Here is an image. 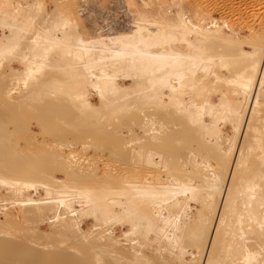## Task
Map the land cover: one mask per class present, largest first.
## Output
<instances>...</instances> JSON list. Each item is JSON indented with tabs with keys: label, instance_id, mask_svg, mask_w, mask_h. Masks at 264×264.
<instances>
[{
	"label": "bare ground",
	"instance_id": "bare-ground-1",
	"mask_svg": "<svg viewBox=\"0 0 264 264\" xmlns=\"http://www.w3.org/2000/svg\"><path fill=\"white\" fill-rule=\"evenodd\" d=\"M152 1L93 35L0 0V264H264V9Z\"/></svg>",
	"mask_w": 264,
	"mask_h": 264
},
{
	"label": "rangeland",
	"instance_id": "rangeland-1",
	"mask_svg": "<svg viewBox=\"0 0 264 264\" xmlns=\"http://www.w3.org/2000/svg\"><path fill=\"white\" fill-rule=\"evenodd\" d=\"M124 1H127V0H121V1L120 0H44V4H45V7L47 6L46 9H48L49 12H51V11H57V10L59 11L60 10V12L67 13V14H69V16L72 14L71 18L74 19V21L76 22V25L78 24L79 27L78 26L77 27L79 29L84 30L83 32H85V33L88 31L89 33H92L93 35H95V34H98V33H105V32H107L108 28H110V27L112 29H115L116 30V29H124V28H126V26H128L130 17L127 15V11H128V9H126L127 8V3L124 2ZM141 1H142V3L143 2L144 3H147L146 1H148V4L147 5L150 6V8L152 9L153 12L155 11V10H153L154 7L152 8L151 6H154L155 4L157 5V3H155L152 0H141ZM250 1L252 2V4H251V2H249V0H244V4L242 5V3H243L242 0H240V1H238V0H230V1L229 0H226V2H225V0L224 1L223 0H217V1H215V0H204V2L207 3V4L205 3L206 8L209 7L210 8L209 10H211V12L213 13L214 16H217L218 17L219 15H222V13H223L222 16H225L226 18H228L230 20L232 19L231 21H232V23L234 22L233 23L234 25H237V24L239 25L241 23H242L241 25H243V23H244V26L245 25L246 26H248V25L249 26H252L254 23H256V21L258 19V16H259L257 14L259 12H261L260 10L263 11V9H264V6H263L264 3H262L263 0L262 1L259 0L258 1L259 3L257 2V0L256 1L255 0H250ZM253 1H254V3H253ZM152 3L154 5H152ZM237 3L240 6H238ZM258 4L259 5L262 4V5L259 6ZM79 7H80V9H82V7L85 8V9H82L83 11L81 10L82 11L81 12V11L78 10ZM77 13H79L80 15L79 14L77 15ZM251 13H253V14H251ZM73 14H74V16H73ZM256 16H257V18H256ZM77 17H78V19H77ZM237 18L239 20H237ZM243 20H245V21L243 22ZM77 21H79V22H77ZM251 22H253V23H251ZM0 111H1L0 112L1 113L0 116L1 117H4L5 115H4L3 111L1 109H0ZM25 113H26V115H25ZM29 114H30L31 117L29 116ZM33 114H34V116H36V114L34 113V111H30V112L29 111H25V112H23V115H22V113L18 114V116L15 115V114H11V116H13V117H11L10 114H7V118H13V119H15L16 117L19 118L20 115H21V118H19V119L16 118L15 120L16 121L19 120L18 122H21V124H23L24 122H26L28 124H33L35 130H38L36 128L35 118H34V116H32ZM55 114H56V118L57 119L59 118L62 121H64V120L72 121V119H73L72 114H69L68 115V113H65V110L64 109H60L59 111H56ZM14 115H15V118H14ZM22 116H24V117H22ZM25 118L27 119V121H25L26 120ZM21 120H23V121H21ZM20 131L18 130L16 133H14L13 137H15L14 139L17 140L20 144L22 143L21 145H25V143H26V140H25L26 139V136H25V134L23 132H20ZM51 134L52 133L49 134V132L48 133H44V137L45 138H51L52 137ZM50 135H51V137H50ZM37 153H38V151H36L35 155H37ZM97 155L98 154H94L93 156L95 157ZM99 156H101V155H98V157ZM90 157H91V155H90ZM106 159H107V157H106ZM98 161H100V160H98ZM107 161H108V163H112V160H111V162H109L110 159H107ZM95 163L97 164V166H94ZM95 163L93 161V164H94L93 166L96 169L99 166H101V167H99L100 169L102 167H104L103 166L104 164H103L102 161L101 162H97V160H95ZM113 164H114V162H113ZM113 164H108V165L109 166H113ZM95 168H94V170H96ZM58 170H60L58 163L53 162V161H47V162H45V165L44 166L38 167V169L35 170V172H37V173H39L41 175H43V174L45 175L47 173H55L56 174V173H58ZM32 171H34V169ZM97 172H96V174H97ZM88 173H89V171H88ZM85 174H84V176L87 175V174L86 175ZM1 215L2 214H0V220H3L2 219L3 216H1ZM84 223H83V227L84 228H90V222H87V223L84 222ZM16 226H19V223ZM48 227H49V225L47 223H43V222L40 223V230H41V232L46 233L47 230H49ZM116 234L117 235L120 234V231L117 230L116 231ZM52 240H53V238L50 239V241H52ZM49 244L51 245V248L50 249L47 248V249H49L53 253H56V252L53 251L52 244L51 243H49ZM65 245H66L65 243L64 244H60L61 247L65 246ZM25 253H28V252H25ZM39 264H43V262L42 263H39Z\"/></svg>",
	"mask_w": 264,
	"mask_h": 264
}]
</instances>
